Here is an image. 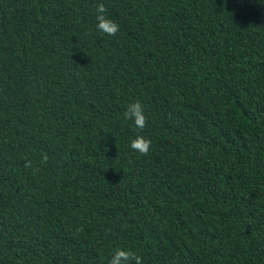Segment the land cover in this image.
Instances as JSON below:
<instances>
[{
	"label": "trees",
	"instance_id": "obj_1",
	"mask_svg": "<svg viewBox=\"0 0 264 264\" xmlns=\"http://www.w3.org/2000/svg\"><path fill=\"white\" fill-rule=\"evenodd\" d=\"M118 247L264 264V0H0V264Z\"/></svg>",
	"mask_w": 264,
	"mask_h": 264
},
{
	"label": "clouds",
	"instance_id": "obj_2",
	"mask_svg": "<svg viewBox=\"0 0 264 264\" xmlns=\"http://www.w3.org/2000/svg\"><path fill=\"white\" fill-rule=\"evenodd\" d=\"M95 7L97 13L96 29L107 36H116L120 31V25L113 19L109 18L107 15L108 9L103 3H98ZM123 116L126 120L132 121L135 127L141 131L147 126L145 108L139 100L129 103ZM130 147L141 155H148L152 148V141L142 134H137L136 137L131 140ZM24 160V167L26 169H33V171L38 170L34 168L32 160L27 157H25ZM47 162V154L42 153L40 163L47 164ZM108 264H143V257L130 248L118 247L111 254Z\"/></svg>",
	"mask_w": 264,
	"mask_h": 264
}]
</instances>
